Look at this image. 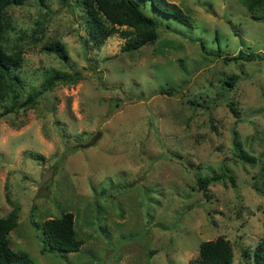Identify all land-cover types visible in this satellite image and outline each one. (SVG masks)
<instances>
[{
    "label": "rangeland",
    "instance_id": "1",
    "mask_svg": "<svg viewBox=\"0 0 264 264\" xmlns=\"http://www.w3.org/2000/svg\"><path fill=\"white\" fill-rule=\"evenodd\" d=\"M168 1L192 25L148 4L142 9L159 37L131 52L119 33L93 47L77 0L7 8L14 30L4 44L22 52L24 83L14 111L0 114V215L13 209L8 191L21 206L11 244L36 264H189L220 236L232 244V264H258L264 0H253V10L242 0ZM56 40L67 60L44 49ZM241 51L260 57L236 59ZM53 70L82 79L44 90ZM230 76L238 77L233 85ZM235 131L254 163L237 151ZM225 170L236 186L228 177L213 181L207 197L199 177ZM64 212L73 213L83 245L43 251L41 224Z\"/></svg>",
    "mask_w": 264,
    "mask_h": 264
},
{
    "label": "trees",
    "instance_id": "2",
    "mask_svg": "<svg viewBox=\"0 0 264 264\" xmlns=\"http://www.w3.org/2000/svg\"><path fill=\"white\" fill-rule=\"evenodd\" d=\"M242 1L249 9L253 10V0ZM24 2L25 0H0V114L3 115L13 112L17 107L18 98L21 95L20 88L24 83L20 74L23 64L22 52H9L4 44L9 31L14 30V23L7 16L6 10L10 6L21 5ZM77 3L85 14L88 41L98 49L105 44L110 36L116 33L126 38L122 46L124 52L139 50L145 45L155 43L159 37L158 22L142 9L148 4H151L155 10L172 16L180 22L192 25L190 16L184 12L180 5L168 0H77ZM122 26H126V28L121 30ZM44 49L57 54L63 60L69 58L65 44L59 40L46 43ZM259 57L260 55L254 52L244 54L241 51L236 59L253 60ZM81 79L80 72L53 70L46 77L43 89H50L59 82L75 83ZM237 79V76H230L226 83L233 85ZM36 93L29 94L26 101L28 103L34 101ZM9 99L12 100V104L5 106L6 100ZM238 137V132L235 131L234 144L240 156L248 162L254 163L255 158L243 152ZM228 172L229 170H225L212 177H199V186L207 197H209L208 187L213 181L228 177L236 186L234 176ZM6 199L13 205V209L6 216L0 215V264H36L28 253L16 251L11 244L10 234L19 224L21 206L19 202L11 199L8 191ZM41 229L44 235L43 251L70 253L80 250L84 243L77 237L74 215L71 212H64L58 217L45 220L41 224ZM254 254L256 263L262 264L264 262V237L258 243ZM233 256L231 242L226 237L220 236L214 240L204 241L200 246L199 255L189 264H232Z\"/></svg>",
    "mask_w": 264,
    "mask_h": 264
}]
</instances>
